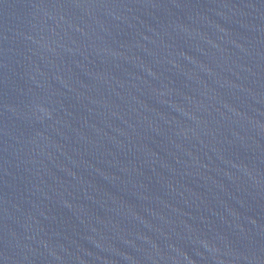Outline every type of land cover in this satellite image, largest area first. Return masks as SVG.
<instances>
[{
  "label": "water",
  "instance_id": "obj_1",
  "mask_svg": "<svg viewBox=\"0 0 264 264\" xmlns=\"http://www.w3.org/2000/svg\"><path fill=\"white\" fill-rule=\"evenodd\" d=\"M0 264H264V0H0Z\"/></svg>",
  "mask_w": 264,
  "mask_h": 264
}]
</instances>
